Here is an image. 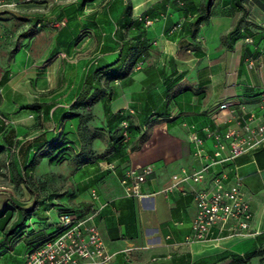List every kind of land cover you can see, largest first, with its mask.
<instances>
[{"label":"crops","instance_id":"0c3cea01","mask_svg":"<svg viewBox=\"0 0 264 264\" xmlns=\"http://www.w3.org/2000/svg\"><path fill=\"white\" fill-rule=\"evenodd\" d=\"M37 1L51 4L46 20L67 21L59 30L46 31L51 33L46 48H94L100 59L85 62L78 85L84 79L100 81L106 93L62 126L68 125L72 136L80 129L72 143L87 155L75 170L74 187L38 202L24 224L35 221L34 232L45 234L53 231L59 208L93 214L91 221L112 255L109 264H264V144L213 165L202 182L184 180L170 188L173 174L191 172L200 163L191 133L210 154L215 139L206 129L223 134L236 120L243 122L240 104L264 114V0H214L209 18L193 36L186 23L204 0ZM144 18L153 23L146 26ZM177 22L181 28L169 32ZM131 47L138 48L133 58L116 62ZM141 57L143 64L136 68ZM112 63L111 73L93 74ZM118 70L124 74L108 76ZM223 101L234 111L221 109ZM48 116L56 121L58 110ZM125 129L129 138L123 142ZM227 151L225 146L222 156ZM101 154L112 169L99 166ZM145 164L153 168L141 185L149 194L126 196L120 178L128 168ZM221 170L228 172V184L234 175L240 180L252 212L249 228L236 232L230 220L213 227L208 241H187L196 213L194 190ZM18 211L13 205L4 208L3 215L13 213L6 229L18 221ZM33 235L21 232L6 246L0 264H25Z\"/></svg>","mask_w":264,"mask_h":264},{"label":"rangeland","instance_id":"374dc122","mask_svg":"<svg viewBox=\"0 0 264 264\" xmlns=\"http://www.w3.org/2000/svg\"><path fill=\"white\" fill-rule=\"evenodd\" d=\"M42 3L46 2L28 0L0 7V46L4 47L0 48V216L7 206L29 207L34 201L68 193L74 187L75 170L87 156L86 150L73 145L80 129L72 136L69 126H62L69 122L65 119L69 114L80 113L78 95L91 92L97 84L84 79L78 85V81L85 62L99 60V52L46 48L51 38L46 31L59 30L67 21L58 26L54 19L30 25L11 13L46 16L51 4ZM32 103L38 106L27 107ZM49 110H58L56 121L48 116ZM47 139L52 142L43 144ZM6 246L0 230V256L8 253Z\"/></svg>","mask_w":264,"mask_h":264},{"label":"built area","instance_id":"2783aa9c","mask_svg":"<svg viewBox=\"0 0 264 264\" xmlns=\"http://www.w3.org/2000/svg\"><path fill=\"white\" fill-rule=\"evenodd\" d=\"M13 2L0 0V7H10ZM65 19L55 21L54 25L64 24ZM146 26L153 20L144 18ZM177 22L169 28V32L180 29ZM144 59L136 62V68H140ZM262 103L264 105V85L262 87ZM221 109L233 112L232 103L223 101L219 104ZM240 112L245 118L239 119L235 124L228 125L223 134L206 132L215 139V149L212 153H205L202 149V139L195 133L190 134V140L194 143V154L200 159L199 165L191 172L182 171L172 175L174 180L170 188L178 187L179 182L191 180L202 182L213 165L233 160L244 151L264 144V114L256 115L248 110L244 104L239 105ZM145 126V125H144ZM124 140H128L129 133L125 129ZM226 141V144L224 143ZM227 146V154L222 156V151ZM99 166L104 169H112V163L99 161ZM153 171L150 164L128 168L120 178L123 192L126 196L141 198L143 193L141 185L147 176ZM228 172L221 170L212 175L210 183L194 190L196 213L192 220V232L187 241L210 240L209 235L213 227L222 228L230 220L234 221L232 230L240 232L249 228L252 212L248 200L245 198L240 180L236 175L228 184ZM95 195V192H92ZM93 214L80 216L73 212H61L57 215V224L61 231L52 239H48L37 245L25 255V264H109L112 255L106 250V245L101 237L98 227L92 220ZM169 257V256H167Z\"/></svg>","mask_w":264,"mask_h":264},{"label":"trees","instance_id":"16d2710c","mask_svg":"<svg viewBox=\"0 0 264 264\" xmlns=\"http://www.w3.org/2000/svg\"><path fill=\"white\" fill-rule=\"evenodd\" d=\"M213 3H214V0H204L197 9L195 19L188 21L186 23V32H188L191 36L194 35L195 30L197 29L199 24H201L202 22H204L205 20H207L209 18ZM11 13L16 18L29 21L30 25H35L37 22H42V21L46 20V16L44 14H24V13L15 12V11H11ZM136 50H138L137 47L129 48L128 49L129 52L124 54V55L120 54V56L116 62H119L121 60H126L129 57H130L129 59H132L133 58L132 57L133 51H136ZM142 57L140 59H143ZM132 62H133V60H132ZM112 65H113V63L107 64L105 66H100L94 70V74H99L105 70L110 71V73H111L110 67ZM122 74H124V73H122L121 70H118L117 73H112L111 75L108 74V76H110V78L111 77L113 78V77L121 76ZM89 85L91 86V84H89ZM105 93H106V90H105L104 86H102L100 81H97V84L93 86L91 92H84V93L78 95V97H79L78 103L81 104L80 105L81 108L90 107L96 101H98V99H100L102 96H104ZM37 106H38L37 103H32L31 105H29L27 107L34 108ZM80 114H81V112L79 113L77 111H74L71 114H69V116L75 117V116H79ZM39 137L40 136H37V138H39ZM122 141L124 142L123 137H122ZM51 142H52V139H47V140L43 141V144H49ZM103 155L104 154L100 155L101 159L99 161L104 160V158H102ZM28 167H30V168L33 167V163L32 162L29 163ZM36 205H37V201H34V203L29 207H23L20 205L15 206L20 210L17 213V217H18L17 220L18 221L16 223H14V225L9 229H6L5 225L12 218L13 213H7V214L0 216L1 217V219H0V230L3 231L4 240L7 244V246L10 245L12 240H14L15 238H18L21 235V232L25 231V232H29V235L34 234L33 237L28 239V243L31 245V248L28 250V251H30L31 249H33L37 245L43 243L44 241H46L48 239H52L61 231V227L57 224L56 219H54V222L52 224L53 231L47 232L45 234L34 232L35 228H36V222L35 221H32L27 225L24 224V221H23L24 216H27V215L33 213L36 210ZM64 211L73 212V210H70L67 208H59L58 214L61 212H64ZM36 232H39V230Z\"/></svg>","mask_w":264,"mask_h":264}]
</instances>
